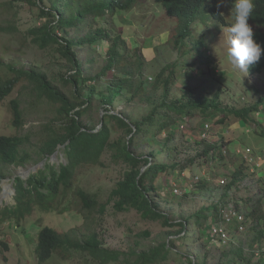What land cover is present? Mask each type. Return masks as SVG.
Instances as JSON below:
<instances>
[{"label":"rangeland","instance_id":"obj_1","mask_svg":"<svg viewBox=\"0 0 264 264\" xmlns=\"http://www.w3.org/2000/svg\"><path fill=\"white\" fill-rule=\"evenodd\" d=\"M34 1L0 0V59L4 65L13 64L46 74L57 88L72 97V83L63 82L74 72L72 63L59 52V44L41 47L34 42L36 31L51 23L50 28L58 35L79 39L102 28L99 38L74 47L83 63V95L92 98L82 120L96 129L106 118L112 131L111 141H116L118 146L128 140V130L108 118L105 108L132 122L150 115L162 101L181 103L217 96L219 104L226 109L207 116L199 109L192 114L178 115L160 106L161 113L177 118L178 124L159 133L139 134L131 147L136 155H152L153 164L167 166L150 196L171 220H189L186 234L179 232V226H163L161 221L144 218L136 209L120 211L114 206L115 201L108 202L111 190L124 180L130 169L129 164L116 157V146L105 150L97 164L77 166L72 177L76 187L63 199L57 197L58 208L33 204L31 212L18 223L1 219V210L16 202L14 179L18 176L26 179L27 170L35 172L46 161L56 168L68 161L61 149L54 156L40 149L45 125L54 118L56 105L45 99L39 101L31 85L20 82L0 102V135H29L21 149L29 153L30 160L25 165L0 166L6 175L0 184V264H42L35 247L38 232L44 226L80 238L95 230L102 246L125 252L126 257L169 242L173 249L162 264H264V219L261 221L264 216V71L256 73L249 69L243 73L230 63L227 36L228 23L234 22L233 0H210L192 25L190 35L180 44L174 38L176 20L158 0H140L132 10L92 17L91 23L82 24L79 29L70 27L67 32L57 26L53 15L42 12L54 3L62 6L61 0H37V4ZM215 10L224 16L226 24L211 15ZM250 24L254 29V24ZM113 46L124 57L135 93L125 88L113 97L110 106L105 102L106 95L112 92L109 87L116 77L123 75L120 66L105 68L108 49ZM164 67L166 73L159 83L157 73ZM166 80H169L167 97L164 96ZM140 82L144 91L139 90ZM12 99H19L25 110L24 123L19 128L13 124ZM241 109L248 111L245 117L234 112ZM256 109L260 112L258 116ZM206 122L211 124L209 138H201L200 130ZM210 142L219 147L205 154ZM245 148H250L253 155L248 157L247 152L237 150ZM234 162L241 165L238 174L239 168ZM184 163L187 164L184 168L177 166ZM146 167L142 164L141 171ZM196 175L198 181L193 179ZM222 179L226 182L221 183ZM5 186H9L8 192ZM78 188L94 194L99 203H107L105 212L100 213L98 207L85 208L75 196ZM225 205L240 208L247 215L248 227L242 233L233 231L229 242L222 243L212 238L208 228L218 219V209ZM67 206L71 209L64 211ZM199 212L208 214L204 226L202 218L196 221ZM44 264L97 262L86 253L74 252L66 259L54 254Z\"/></svg>","mask_w":264,"mask_h":264},{"label":"trees","instance_id":"obj_2","mask_svg":"<svg viewBox=\"0 0 264 264\" xmlns=\"http://www.w3.org/2000/svg\"><path fill=\"white\" fill-rule=\"evenodd\" d=\"M42 1V0H38ZM140 0H61L62 6L54 3L48 10L42 9L43 13L53 15L54 20L59 28L68 31V28L74 27L79 29L82 24L91 23L93 18H99L106 14H115L116 11L132 10ZM163 6L166 13L177 20V26L174 38L177 44H180L190 35L191 27L197 20L199 13L206 5L208 0H158ZM37 4V0L34 1ZM254 10L249 22L254 24L253 29L255 39L264 47V0H253ZM50 11V12H49ZM58 11V14L53 12ZM214 17L225 22L224 16L218 11H212ZM93 17V18H92ZM233 23V22H232ZM230 23V25L232 24ZM51 23L40 27L36 31L35 41L41 47H47L51 44H59L58 50L73 65V73L64 78V83H72L73 96L70 97L66 92L57 88L47 75L37 70H27L17 68L13 64L4 65L0 59V102L9 96L14 88L22 81L28 82L36 93V98L47 100L49 103L56 105L55 116L45 125L44 137L41 140L40 149L43 153L53 155L58 149H61L67 157V162H61L59 168L50 161H46L37 171H32L26 179L20 176L16 177L15 200L11 205H6L2 209L1 219L8 218L20 222L22 218L30 213L33 204H38L44 208H58L57 197L63 199L70 190L74 189V177L78 165L86 163L100 162V157L109 147H114L116 157L130 165L129 171L124 176V180L119 181L110 194L108 202H114L117 210L128 211L136 209L141 215L150 220L161 221L163 226L174 228L179 226V232L186 234L188 232L189 220L173 221L168 213L158 209L153 202L150 192L156 189V180L162 171L167 169L166 165H156L152 163V155L147 157L136 155L131 147L136 142L139 134H146L150 131L155 133L163 130H170V127L178 124V119L169 116L167 113H161L160 106L166 111H172L175 114H192L199 109L205 116L218 113L225 110L219 104L218 97L210 99L190 100L187 102L175 103L162 101L160 106L154 108V111L141 120L130 121L123 116L108 111L107 117L118 122L122 127H126L129 133L128 140L118 146L116 141H111V128L104 118L99 128L93 129L83 124V116L88 111L91 103V97L83 95L82 82L83 63L74 51V47L78 43L84 41L91 42L99 38V34L103 31L90 33L84 38L71 39L60 36L51 28ZM106 35V34H105ZM109 36V34H108ZM109 59L107 61V69H113L117 66L122 67L121 77H116V81L109 87L112 90L110 95H106V104L112 106L113 97L121 93L125 88L133 94V77L128 73L127 64L123 63V55L120 54L117 46L108 49ZM254 72H260L264 69V53L260 60L249 67ZM166 67L157 73V81L160 83L166 73ZM168 81L165 83L164 96H168ZM142 82V81H141ZM140 82L139 90H145L143 83ZM157 88V85H154ZM254 108V107H252ZM11 109L13 113V124L19 128L24 123V108L19 99L11 100ZM236 114L245 117L247 110L241 109L234 111ZM224 120V117L220 121ZM170 133V132H169ZM29 135H0V166H8L12 164L25 165L30 160L29 153L22 152L21 146L29 140ZM204 140V139H203ZM219 147L216 143H209L205 154L210 149ZM63 147V148H62ZM238 150V149H237ZM249 157V156H248ZM235 163V162H234ZM148 167L141 171V165ZM241 172V165H236ZM180 168L187 166L186 163L178 164ZM5 173L0 167V184L5 178ZM75 196L83 202L85 208L94 209L96 207L100 213H104L107 203H99L98 197L85 189L78 188L74 191ZM216 208V206H215ZM68 206L64 211L70 210ZM217 211V209H215ZM196 221L203 219V226L208 219V214L199 212L196 214ZM214 218H212L213 220ZM264 219L262 216L261 221ZM103 242L97 231L93 230L84 237H74L70 233H61L50 226L42 227L38 232V243L36 248L37 258L42 264L48 261L54 254H58L63 258H68L74 252H82L88 254L91 259L96 260L97 264H162L166 259L170 250L173 249L172 244L164 242L148 251L134 252V256H125V252L110 250L102 246ZM193 264V262H191Z\"/></svg>","mask_w":264,"mask_h":264},{"label":"clouds","instance_id":"obj_3","mask_svg":"<svg viewBox=\"0 0 264 264\" xmlns=\"http://www.w3.org/2000/svg\"><path fill=\"white\" fill-rule=\"evenodd\" d=\"M209 1L210 0H208L207 3ZM206 5L204 6V8L206 7ZM204 8L200 13L203 12ZM232 9L234 11V22L231 25L230 23H228L229 28L227 36V55L229 57L230 63L235 66V68L243 73H247L250 69L249 67L256 64L260 60L262 53H264V47H262L261 44L258 43L254 38L255 33L253 31L252 25L249 22L254 10L253 0H233ZM211 15L213 16V14ZM262 71H264V69ZM255 114L257 116L260 115L258 109H256ZM250 155H253L252 151L250 152Z\"/></svg>","mask_w":264,"mask_h":264},{"label":"built area","instance_id":"obj_4","mask_svg":"<svg viewBox=\"0 0 264 264\" xmlns=\"http://www.w3.org/2000/svg\"><path fill=\"white\" fill-rule=\"evenodd\" d=\"M211 131V124L206 122L202 129L200 130L201 138H209V133ZM239 151L248 153L250 156V148L246 149H238ZM194 180L198 181V175L194 176ZM226 180L222 179L221 183H225ZM177 192L178 190L175 189ZM218 219L213 220L210 223L208 231L211 234L212 238L216 240L226 243L229 242L231 233L235 232H245L248 227V218L247 215L235 205H225L224 207H220L218 209Z\"/></svg>","mask_w":264,"mask_h":264},{"label":"water","instance_id":"obj_5","mask_svg":"<svg viewBox=\"0 0 264 264\" xmlns=\"http://www.w3.org/2000/svg\"><path fill=\"white\" fill-rule=\"evenodd\" d=\"M55 154H57V152H55L52 156H54ZM32 172V170H27L26 173L29 175Z\"/></svg>","mask_w":264,"mask_h":264},{"label":"bare ground","instance_id":"obj_6","mask_svg":"<svg viewBox=\"0 0 264 264\" xmlns=\"http://www.w3.org/2000/svg\"><path fill=\"white\" fill-rule=\"evenodd\" d=\"M5 187H6L7 192H8L9 186H5ZM6 195H7V193L5 192V193H4V196H6Z\"/></svg>","mask_w":264,"mask_h":264}]
</instances>
